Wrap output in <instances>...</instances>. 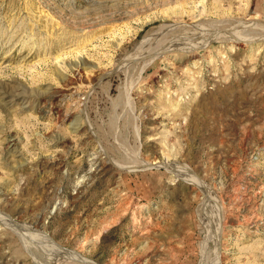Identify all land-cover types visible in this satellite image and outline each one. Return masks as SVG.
Listing matches in <instances>:
<instances>
[{"label": "rangeland", "instance_id": "rangeland-1", "mask_svg": "<svg viewBox=\"0 0 264 264\" xmlns=\"http://www.w3.org/2000/svg\"><path fill=\"white\" fill-rule=\"evenodd\" d=\"M217 262L264 264V0H0V264Z\"/></svg>", "mask_w": 264, "mask_h": 264}, {"label": "bare ground", "instance_id": "bare-ground-1", "mask_svg": "<svg viewBox=\"0 0 264 264\" xmlns=\"http://www.w3.org/2000/svg\"><path fill=\"white\" fill-rule=\"evenodd\" d=\"M70 80V79H69ZM51 92V91H50ZM54 92V91H53ZM115 165V164H114ZM243 193V192H242ZM235 201V200H234ZM233 201V202H234ZM240 201V200H239ZM248 201V200H247ZM127 206V205H126ZM230 208V207H229ZM256 213V212H255ZM218 254L220 255V253L218 252ZM130 259V258H129ZM218 259V258H217ZM217 264H218V262H217Z\"/></svg>", "mask_w": 264, "mask_h": 264}]
</instances>
